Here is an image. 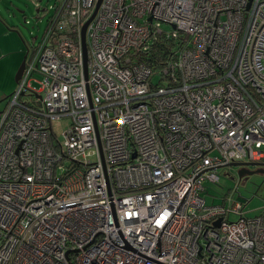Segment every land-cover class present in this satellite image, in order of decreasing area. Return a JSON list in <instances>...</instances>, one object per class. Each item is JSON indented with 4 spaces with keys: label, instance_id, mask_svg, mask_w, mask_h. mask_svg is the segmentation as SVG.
<instances>
[{
    "label": "built area",
    "instance_id": "2783aa9c",
    "mask_svg": "<svg viewBox=\"0 0 264 264\" xmlns=\"http://www.w3.org/2000/svg\"><path fill=\"white\" fill-rule=\"evenodd\" d=\"M97 2L45 8L0 111V264H264V208L200 195L264 163V0H101L85 77Z\"/></svg>",
    "mask_w": 264,
    "mask_h": 264
},
{
    "label": "rangeland",
    "instance_id": "374dc122",
    "mask_svg": "<svg viewBox=\"0 0 264 264\" xmlns=\"http://www.w3.org/2000/svg\"><path fill=\"white\" fill-rule=\"evenodd\" d=\"M54 0H41L36 2L33 0H2L0 9L3 7L9 8L8 12H3L7 20L10 19L15 26H17L22 33V37L17 36L21 47L24 48L26 54V44L31 45L35 40L34 37L40 38L46 27L47 18L51 11L45 12V8L49 9ZM38 9L42 11L36 12ZM163 29L169 30L167 25L162 26ZM17 43L14 45V51H18ZM20 55L15 52L7 60H12L15 56ZM21 59V61H22ZM42 77L39 74H34L31 81L32 88L38 89L41 86ZM3 78L0 76V86H4ZM17 83L13 77V84L6 95L0 90V110L4 108L7 99L10 97L15 89ZM5 96V97H4ZM28 99V96L23 97ZM3 110V109H2ZM70 119L68 117L61 118L54 123V129L59 140L64 141L63 132L69 126ZM251 168L252 174L249 176H238V166H228L220 169L219 180L217 182L205 181L203 183L204 190L200 192L201 197L204 199L205 206L210 207L214 205H221L223 202L235 200L241 202L245 216L254 217L261 213L264 208V171H253L254 166H247ZM237 217L231 215V220Z\"/></svg>",
    "mask_w": 264,
    "mask_h": 264
},
{
    "label": "crops",
    "instance_id": "0c3cea01",
    "mask_svg": "<svg viewBox=\"0 0 264 264\" xmlns=\"http://www.w3.org/2000/svg\"><path fill=\"white\" fill-rule=\"evenodd\" d=\"M1 1L2 0H0V3ZM8 9L9 8L6 7L0 9V76L3 78V83H5L4 86H0V90L3 91V95L9 93L13 84V77L15 76L21 63L22 55L24 54V48L21 47L17 39L18 36H20V38L22 37L23 32L10 22V19H6L3 12L7 13ZM16 43L19 46L18 51H14L13 48ZM15 52H19L20 55L15 56L12 60H7V58H10Z\"/></svg>",
    "mask_w": 264,
    "mask_h": 264
},
{
    "label": "trees",
    "instance_id": "16d2710c",
    "mask_svg": "<svg viewBox=\"0 0 264 264\" xmlns=\"http://www.w3.org/2000/svg\"><path fill=\"white\" fill-rule=\"evenodd\" d=\"M174 45L175 43L172 40L168 39L166 41V39L161 38V40L152 43L148 50L136 53V60L149 67L159 68L172 53L171 48H173Z\"/></svg>",
    "mask_w": 264,
    "mask_h": 264
},
{
    "label": "water",
    "instance_id": "95a60500",
    "mask_svg": "<svg viewBox=\"0 0 264 264\" xmlns=\"http://www.w3.org/2000/svg\"><path fill=\"white\" fill-rule=\"evenodd\" d=\"M101 0H98L97 2V5H96V8L92 14V16L88 19V21L83 25L82 27V31H81V44H82V51H83V56H84V65H85V77H87L86 75V45H85V28L87 26V24L89 23V21L92 19V17L94 16L96 10H97V7L99 5ZM42 11L41 9H38L36 12H40ZM25 59H26V54L23 56V59L15 73V76H14V80L15 82L17 83V81L21 78L22 76V72L24 70V66H25ZM256 165H260V163H252V162H240V163H231L229 164V166H256ZM244 174L241 173L240 171L238 172V176L239 177H242Z\"/></svg>",
    "mask_w": 264,
    "mask_h": 264
},
{
    "label": "flooded vegetation",
    "instance_id": "af4514ba",
    "mask_svg": "<svg viewBox=\"0 0 264 264\" xmlns=\"http://www.w3.org/2000/svg\"><path fill=\"white\" fill-rule=\"evenodd\" d=\"M257 163H260V165L254 166L253 171H259V172L264 171V163L263 162H257ZM238 169L241 173L244 174L243 176H249L252 174V171L250 170L251 168L247 166H239Z\"/></svg>",
    "mask_w": 264,
    "mask_h": 264
},
{
    "label": "bare ground",
    "instance_id": "6f19581e",
    "mask_svg": "<svg viewBox=\"0 0 264 264\" xmlns=\"http://www.w3.org/2000/svg\"><path fill=\"white\" fill-rule=\"evenodd\" d=\"M19 80H20V79H19ZM19 80H18V81H19ZM18 81H17V83H18ZM15 91H16V89H15ZM15 91H14V92H13V93L10 95V98H11V97L14 95ZM10 98H9V99H10ZM9 99H7L6 105H5V107H4L3 109H5V108H6V106H7V104H8V101H9Z\"/></svg>",
    "mask_w": 264,
    "mask_h": 264
}]
</instances>
